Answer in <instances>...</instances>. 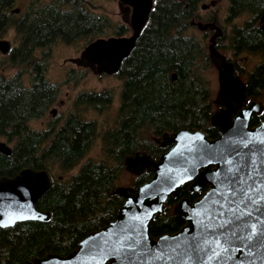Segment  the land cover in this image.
<instances>
[{"label": "trees", "instance_id": "trees-1", "mask_svg": "<svg viewBox=\"0 0 264 264\" xmlns=\"http://www.w3.org/2000/svg\"><path fill=\"white\" fill-rule=\"evenodd\" d=\"M86 1L53 0L58 5L46 8L48 14L37 18L31 27L27 12H11L16 0H0V36L14 27L20 39L8 62L17 67V79L0 88V139L13 144L11 155L0 153V177H14L25 168L47 170L53 177L52 187L37 204L51 212V220L0 227V264H24L49 253L67 256L76 251L88 234L115 220L123 206L125 199L115 191L126 169L125 159L137 152L158 159L168 149L157 141L165 133L199 129L211 139L218 137V129L211 123L217 104L208 77L212 66L209 48L196 37H183L200 0H156L147 26L118 73L123 89L116 126L102 130L93 123V144L97 139L102 144L100 157L82 164L69 179L55 177V173L63 176L81 164L91 139L87 124L77 127L75 123L76 132L64 141L57 132L50 144L49 131L29 128L31 120L53 105L58 89L40 68L50 52L39 57L37 50L58 41L72 44L82 37L94 41L109 30L116 36L129 31L124 24L113 26L107 16L93 14L90 18L79 10ZM257 3L264 0H232L231 17L247 12L253 19L230 37L231 51L264 52V31L254 24L264 10L255 9ZM61 6L64 14L58 12ZM217 48L223 47L218 43ZM27 73L33 82L30 91L23 81ZM174 73L176 81H172ZM247 97H264V58L248 76ZM256 123L258 118L253 117L251 124ZM152 176L146 171L136 176L132 186L138 188ZM207 188L192 193L185 185L178 198L170 197L164 212L154 217L151 235L158 238L179 231L185 221L174 212L177 201L188 198L194 202Z\"/></svg>", "mask_w": 264, "mask_h": 264}, {"label": "water", "instance_id": "water-1", "mask_svg": "<svg viewBox=\"0 0 264 264\" xmlns=\"http://www.w3.org/2000/svg\"><path fill=\"white\" fill-rule=\"evenodd\" d=\"M119 2L132 9L131 35L95 39L79 58L71 59L76 66L93 68L97 75L119 73L148 24L155 0ZM262 22L264 29V16ZM215 44L214 36L209 56L218 71L216 103L221 107L211 123L218 137L211 139L199 129H181L162 136L160 145L170 147L158 159L139 152L127 157L128 172L140 176L147 171L153 176L138 188L117 187L115 192L125 202L116 219L88 234L67 256L49 253L24 264H264V121L251 126L259 103L244 105L246 85ZM0 51L7 54L10 42L0 40ZM176 80L174 73L172 81ZM51 113L55 116L56 110ZM0 153L11 155L12 147L0 140ZM187 184L192 193L202 192L204 186L208 190L194 202L180 198L174 212L185 225L154 238V217ZM52 185L47 170L25 168L14 177H0V224L4 225L0 227L49 222L51 212L37 204Z\"/></svg>", "mask_w": 264, "mask_h": 264}, {"label": "flooded vegetation", "instance_id": "flooded-vegetation-1", "mask_svg": "<svg viewBox=\"0 0 264 264\" xmlns=\"http://www.w3.org/2000/svg\"><path fill=\"white\" fill-rule=\"evenodd\" d=\"M155 2H156V0H155ZM207 2H209V3H207ZM56 5H58V4H55V2H53V0H52V2L45 3V4L42 3L41 0H39L38 2H36V0L30 1L25 12H27L28 22L31 25V27L33 26V23L37 18H39V17L44 18L48 14L49 11H47L46 8H49L50 6H56ZM204 5H208V6H206L204 8L203 7ZM90 6H91L90 0H87L86 2H84L83 7L79 8V10L85 12L90 18L93 19V11H92V9H90L91 8ZM154 6H155V4H154ZM231 7H232V0H200L197 3V5L194 7L195 10L192 14V18L189 20V28L184 30L183 37H188V38L198 37L199 32L200 33L202 32L201 37H208L206 34H203V33H206L209 31L211 33L209 42H211V38L215 36L216 37L215 47L217 48L218 43L224 37H232L235 34L236 30L244 29L245 26L253 19V16H250L251 14L247 13V12L242 13V14H238L237 16H234V17H231L230 16ZM254 8L255 9L261 8L264 10V3H257L254 5ZM15 9H17V8L11 9V12L15 13L14 12ZM122 11H123V17L127 21V24L129 25L132 9L127 7V6H122ZM58 12L59 13L61 12V14L65 13L63 6H61L59 8ZM15 14H19V13H15ZM244 14L246 17L244 19H241L242 15H244ZM263 16H264V11L262 12L259 19H257L254 22V24L257 27H259L262 31H264V29L262 28ZM238 20H239V23H237ZM205 26H207L206 29H204ZM129 28H130V25H129ZM130 30H131V28H130ZM11 31L16 32L15 28L11 27L8 29L7 34ZM220 31L222 34L220 36H217V35H219ZM0 40H7L10 42V51L7 54H4L0 51V88H1L2 85H5L7 83H14L16 81L18 70H17V67L15 65L12 66L8 63L10 61L9 59H10L11 52L17 46H14L12 44V42L7 39L6 36H4V37L0 36ZM92 41L93 40H91L89 43H91ZM49 48L50 47L38 49L37 53L39 51L42 52L39 55V57H42V56H44L45 53L49 52ZM208 48H209V46H208ZM217 50H218V48H217ZM218 51L221 54H223L220 50H218ZM223 55L226 57L228 62L233 64L234 75L239 77L245 83L246 95H247L248 76L255 69L256 66L254 67L253 70H249L245 66L240 64V58L254 55V57H261L262 62H263L264 52L260 51V50L259 51L232 50L231 51V57L230 56L228 57L225 54H223ZM262 62H260L259 64H261ZM43 64H44V65H42L43 67H40V68L43 71H45V73H46L47 65L45 63H43ZM78 68L83 69L82 72L84 74H87L88 76L93 75V73H94L93 68H90V67H78ZM10 71H14V72L11 75H9ZM116 75H118V74H116ZM100 76H102V75H100ZM25 78H28L29 83L28 84L24 83V85L30 91L33 88L32 77L27 73L26 76L24 77V80H25ZM63 84H64L63 87H58L57 95H56L55 100H54L53 105H52L53 106L52 110H54V109L56 110L55 116L51 113L52 110L49 111V109L52 107V106H50L47 109V111L43 114V116L40 117V118H43L47 114L48 111H49V114L51 116H53V117L58 116L57 124H54L55 122L51 123L52 125H50L47 129L42 130V131H49L50 132V139H49V142H47V144H50L51 140L53 139V137L55 136V134L57 132L61 134V136H62L61 140L64 141L65 138L67 136L71 135L72 132H74V131L76 132V124L77 123H78L77 127H80L81 126L80 124H87L89 126V137L91 139L90 149H89L88 153H91L93 151V123L97 124V122L93 120V112L97 113V114H103L104 112H107V109L111 108L113 106V104H115V97H113V94L108 90H106V91L104 90L101 92L93 91V89L91 87L89 88L81 82L79 83L77 81L76 82L67 81ZM67 85L72 86V88L70 90L69 89L66 90L65 88L67 87ZM102 96H104V97H102ZM120 96L122 97V92H121ZM216 97H217V94H216ZM252 101L258 102L259 106H260L259 111L252 115V118L253 117L258 118V123L254 124V125L251 124V126H255V125H258L260 122L264 121V108L262 107V104L264 103V97L258 98V99H253V100H248V97H247V99L244 102V105L245 106L249 105ZM215 102H216V98H215ZM120 106H121V98H120V105H119L118 111H117L118 112L117 121L119 118ZM217 106H218L217 109H219L221 107L218 104H217ZM112 109L113 108H111V110ZM40 118L31 120L29 122V128L32 129L30 127V123L32 121L38 120ZM252 118H251V120H252ZM54 121H55V119H54ZM169 147H170V145H167L164 148L169 149ZM52 179H53V177H52ZM187 185H189V184H187ZM189 188H190V185H189ZM207 190H208V188H207ZM202 191H203V189H202ZM199 193H201V192H199Z\"/></svg>", "mask_w": 264, "mask_h": 264}, {"label": "rangeland", "instance_id": "rangeland-1", "mask_svg": "<svg viewBox=\"0 0 264 264\" xmlns=\"http://www.w3.org/2000/svg\"><path fill=\"white\" fill-rule=\"evenodd\" d=\"M33 0H16V5L13 8L20 9L19 13H24L29 5V2ZM42 3H49L52 0H41ZM91 8L93 14L100 16H107L111 21L112 25H126L127 21L123 17L122 5L119 0H90ZM209 3V2H207ZM251 16V15H250ZM245 14L242 15L241 19H244ZM248 17V16H247ZM239 23V20L237 21ZM230 31V30H229ZM194 32V31H193ZM132 31L129 28V31L124 36H130ZM208 37H201L202 32L198 33L197 39L202 40L203 46L208 50V46L210 44V35L211 33L208 31L206 33ZM110 36H116L114 33L109 30L105 35L96 38H108ZM7 39L12 42L14 46H18L20 43V39L16 32L11 31L6 35ZM93 40V37H82L74 41L72 44H65L62 42H56L49 48L50 58L44 63L47 65L46 71V79L57 85L58 87H63V83L69 82H81L87 87H91L93 91L101 92V91H110L115 97V104L111 108L107 109V112L103 114H97L93 112V120L97 122L98 127L102 130H106L108 128H112L116 126L118 107L120 105L121 92L123 88V80L118 75H97L93 73V75L88 76L84 74L83 69L78 68L76 64L71 62V59L79 58L84 48L88 45V43ZM221 52L226 56L231 57V49H230V37H224L220 42ZM48 50V49H47ZM42 52H38L37 56H39ZM43 61V60H42ZM260 62H262L261 57L247 56L240 58V64L245 66L249 70H253L255 66H257ZM14 71H10L9 75H11ZM208 77L211 81V86L214 91V97L216 98L217 91L219 90V81H218V71L213 67V65L209 68ZM25 84L29 83L28 78L24 80ZM72 86H68L65 88L71 89ZM57 106V105H56ZM55 106V107H56ZM217 106H215L214 112L217 110ZM53 106L49 109L52 110ZM47 114L38 120H34L30 123V127L35 131H42L47 129L51 123L57 124L58 116L53 117ZM55 119V121H54ZM1 141L7 142L5 139L1 138ZM157 141L161 142L162 137L158 138ZM9 146L13 147V144L8 143ZM102 152V144L101 140L97 139L93 144V151L88 153L86 157L81 161V164L71 170L70 172H66L63 176H59L58 173H55V177L58 176L62 179H69L73 175H76L79 172L80 166L87 162L88 160L98 159ZM93 157V158H92ZM136 179V175L128 172L124 169L123 173L120 176L119 186H132V182ZM176 206V205H175Z\"/></svg>", "mask_w": 264, "mask_h": 264}, {"label": "snow or ice", "instance_id": "snow-or-ice-1", "mask_svg": "<svg viewBox=\"0 0 264 264\" xmlns=\"http://www.w3.org/2000/svg\"><path fill=\"white\" fill-rule=\"evenodd\" d=\"M251 214L249 213V216H250ZM20 218H23V217H20ZM0 226H4L3 224H0ZM254 227V226H253ZM233 235H236L235 233H233ZM252 237L251 236H249V237H247V239H251ZM217 245L219 246V242H217ZM224 251H228V249L227 248H225L224 249ZM216 253H214V255H215Z\"/></svg>", "mask_w": 264, "mask_h": 264}, {"label": "bare ground", "instance_id": "bare-ground-1", "mask_svg": "<svg viewBox=\"0 0 264 264\" xmlns=\"http://www.w3.org/2000/svg\"><path fill=\"white\" fill-rule=\"evenodd\" d=\"M210 44H211V42H210ZM210 44H209V46H210ZM49 89V88H48ZM50 91V90H49ZM7 144H8V142H6ZM9 145V144H8ZM11 147V146H10ZM30 165V164H29Z\"/></svg>", "mask_w": 264, "mask_h": 264}]
</instances>
